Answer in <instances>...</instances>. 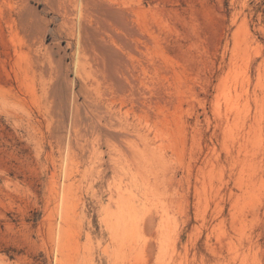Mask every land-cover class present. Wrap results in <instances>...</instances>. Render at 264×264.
<instances>
[{
	"label": "rangeland",
	"instance_id": "374dc122",
	"mask_svg": "<svg viewBox=\"0 0 264 264\" xmlns=\"http://www.w3.org/2000/svg\"><path fill=\"white\" fill-rule=\"evenodd\" d=\"M0 264H264V0H0Z\"/></svg>",
	"mask_w": 264,
	"mask_h": 264
}]
</instances>
